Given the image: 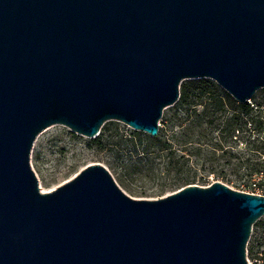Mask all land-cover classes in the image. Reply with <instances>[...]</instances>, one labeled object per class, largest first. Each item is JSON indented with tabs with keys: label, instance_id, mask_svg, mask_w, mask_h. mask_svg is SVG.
<instances>
[{
	"label": "water",
	"instance_id": "water-1",
	"mask_svg": "<svg viewBox=\"0 0 264 264\" xmlns=\"http://www.w3.org/2000/svg\"><path fill=\"white\" fill-rule=\"evenodd\" d=\"M264 88V0H0V264H249L264 195L221 182L134 199L100 164L41 193L36 137H155L186 80Z\"/></svg>",
	"mask_w": 264,
	"mask_h": 264
},
{
	"label": "rangeland",
	"instance_id": "rangeland-1",
	"mask_svg": "<svg viewBox=\"0 0 264 264\" xmlns=\"http://www.w3.org/2000/svg\"><path fill=\"white\" fill-rule=\"evenodd\" d=\"M201 101L167 107L158 135L141 132V143L135 142L137 131L116 121L106 122L95 139L62 125L46 128L30 152L39 191L51 192L85 167L100 164L134 199L165 197L181 189L185 179L200 187L221 182L236 191L264 195V125L244 124L245 117L231 124L228 112L212 115ZM247 103L254 108L253 115L264 118V88ZM186 128H192L191 140L197 143H182ZM258 221L246 246L249 264H264V217Z\"/></svg>",
	"mask_w": 264,
	"mask_h": 264
},
{
	"label": "trees",
	"instance_id": "trees-1",
	"mask_svg": "<svg viewBox=\"0 0 264 264\" xmlns=\"http://www.w3.org/2000/svg\"><path fill=\"white\" fill-rule=\"evenodd\" d=\"M199 99L202 100L201 103H203L204 108L209 109L212 115L225 114L226 112H228L229 113L228 121L231 124L237 123L238 120L241 119V117L242 118L245 117L241 119V121H244L243 122L244 124L250 123V125H252V123L257 122L259 123L258 125L260 127L261 125H264V118H262V116L253 115L252 113L254 112V108L251 107L250 104H248L247 102L245 103L237 102L227 92L221 89L215 82H213L210 79L186 80L180 84L179 98L177 101L178 103L180 104H188L192 102L194 103L195 100L197 101ZM191 100L193 101L191 102ZM192 131H193L192 128L185 129L184 138L182 140L183 144L197 143L191 140ZM142 138L143 136L141 132H134L135 142L138 141V143H141ZM97 141L98 140H94V142ZM158 142L161 143L159 140ZM167 148L170 147L167 145ZM182 181L183 180H181V182ZM188 181L189 179H185L183 181L184 184L182 186L185 187L187 185H192ZM120 183L123 187H125L122 181H120ZM177 183H180V181ZM258 222L259 221H257L255 224H257Z\"/></svg>",
	"mask_w": 264,
	"mask_h": 264
},
{
	"label": "built area",
	"instance_id": "built-area-1",
	"mask_svg": "<svg viewBox=\"0 0 264 264\" xmlns=\"http://www.w3.org/2000/svg\"><path fill=\"white\" fill-rule=\"evenodd\" d=\"M252 261H253L254 263H256V262H257V259H256V258H253Z\"/></svg>",
	"mask_w": 264,
	"mask_h": 264
}]
</instances>
